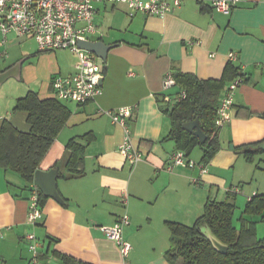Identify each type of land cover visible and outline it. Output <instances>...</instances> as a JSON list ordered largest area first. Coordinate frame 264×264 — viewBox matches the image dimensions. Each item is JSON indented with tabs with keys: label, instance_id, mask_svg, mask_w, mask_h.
<instances>
[{
	"label": "crops",
	"instance_id": "0c3cea01",
	"mask_svg": "<svg viewBox=\"0 0 264 264\" xmlns=\"http://www.w3.org/2000/svg\"><path fill=\"white\" fill-rule=\"evenodd\" d=\"M211 1L185 0L161 18L139 13L129 17L123 4L95 5L96 33L89 39L112 46L105 62L96 60L103 72L101 94L82 106L59 100L70 116L37 169L56 170L59 199L47 196L35 226L27 223L30 183L0 167V264H28L26 235L30 233L41 244L45 264H63L59 256L87 264H181L166 258L168 223L192 226L208 201L222 202L230 196L241 211L238 220L256 222V228L264 223V211L243 215L252 193L264 190L255 172L263 170L255 158L264 154V0H241L229 14L216 12ZM2 40L0 33V73L20 59L28 62L21 66L18 84L11 83L13 78L0 84V128L6 120L28 132L27 114L14 110L16 101L28 93L39 100L55 98L52 78L73 74L77 58L70 66H62L57 51L40 53L30 38L9 33L3 44ZM230 52L236 56L232 63L244 82L233 94L228 121L217 129L219 151L206 164L201 162L199 147L187 156L205 166L202 175L196 167L167 171L168 157L177 146L168 136L171 124L164 110L177 102V87L164 86L166 75L219 80ZM126 106H135L129 127L132 143L143 157L133 167L118 153L122 131L98 113ZM71 140L84 146L83 173L68 178L65 164ZM256 142H262L260 149L248 162L243 147ZM249 165L254 167L252 172ZM191 178H198V184H191ZM254 178V186L245 187ZM235 187L241 192H232ZM124 213L129 224L122 236L131 246L126 258L100 230L113 226Z\"/></svg>",
	"mask_w": 264,
	"mask_h": 264
},
{
	"label": "trees",
	"instance_id": "16d2710c",
	"mask_svg": "<svg viewBox=\"0 0 264 264\" xmlns=\"http://www.w3.org/2000/svg\"><path fill=\"white\" fill-rule=\"evenodd\" d=\"M238 77L244 78L232 62H228L225 73L219 80L203 81L190 74H173L174 86L177 87L176 97L182 92L185 97L166 108L164 113L171 124L168 136L176 142L177 150L185 152L188 156L195 147H199L202 150L203 164L215 156L220 148L218 128L215 126L220 94L226 84ZM14 110L26 112L30 129L28 132H22L10 122L3 121L0 128V167L13 171L28 183H32L42 158L67 122L70 112L58 99L39 100L33 93L18 99ZM195 119H198L199 128L205 135L203 143L181 128L183 123ZM261 143L243 147L246 161H253L254 153L260 149ZM67 151L69 155L65 164V177L81 175L84 146L71 140L67 144ZM230 197L222 202L208 201L203 214L192 226L168 223V261L173 263L179 260L181 264H264V240L256 238V222L241 217L238 220L239 229L234 227L232 218L235 205ZM47 198L38 188L40 209ZM263 211L264 193H260L247 201L243 215L257 216ZM203 225H207L212 234L227 246L225 254L215 251L202 235L200 227ZM59 258L63 264H87L64 256ZM41 259L43 260L42 252Z\"/></svg>",
	"mask_w": 264,
	"mask_h": 264
},
{
	"label": "built area",
	"instance_id": "2783aa9c",
	"mask_svg": "<svg viewBox=\"0 0 264 264\" xmlns=\"http://www.w3.org/2000/svg\"><path fill=\"white\" fill-rule=\"evenodd\" d=\"M185 0H0V33L5 36L13 33L19 39H32L40 52H55L67 50L76 55L77 61L74 72L68 76L55 75L51 80L54 97L61 101H72L78 106L93 101L101 94L103 72L93 54L78 47L80 41H89V37L96 33L94 16L97 3L123 4L127 8L128 16L143 14L146 16L164 17ZM241 0H213L211 6L221 14H229ZM192 42H189L191 44ZM230 62L235 61L233 52L227 55ZM129 75H132L129 73ZM244 82L238 77L225 88V93L217 108L215 126L221 127L228 121V111L233 104V94ZM174 85L171 74L164 79V86ZM185 97L182 92L177 101ZM135 106L121 107L113 111L98 110L99 114L109 117L110 122L122 131V139L118 145V153L126 163L133 167L143 157L141 152L132 143L129 122ZM198 169L199 175L206 172L204 165H197L187 158L185 152L176 150L167 160L166 170L174 168ZM198 178H191L193 185L198 184ZM238 194V187L232 189ZM264 193V192H263ZM260 193H252L251 197ZM248 198V201L251 199ZM127 200L123 201V205ZM42 218L38 204V187L30 183L28 198L27 223L35 226ZM129 224L126 213L119 217L110 227H100L105 236L113 241L122 258H126L131 250L130 244L124 240L122 231ZM2 232L0 230V238ZM30 258L28 264H45L41 259V244L33 233L26 235Z\"/></svg>",
	"mask_w": 264,
	"mask_h": 264
},
{
	"label": "water",
	"instance_id": "95a60500",
	"mask_svg": "<svg viewBox=\"0 0 264 264\" xmlns=\"http://www.w3.org/2000/svg\"><path fill=\"white\" fill-rule=\"evenodd\" d=\"M78 47L93 54L97 59L102 62L106 61V54L111 49V45H106L103 41H80ZM25 59H20L14 65H12L7 70L0 73V84L9 78L19 80L21 66ZM182 130L190 133L192 136L196 137L200 143L205 141V135L199 128L198 119L190 122L183 123L181 126ZM264 150V143L261 145ZM56 170L52 169L49 171L37 170L33 177V183L40 189V191L53 199L58 200V193L56 191ZM200 232L209 241L212 248L221 253L225 254L227 252V246L220 242L216 236H214L207 225L200 227Z\"/></svg>",
	"mask_w": 264,
	"mask_h": 264
},
{
	"label": "rangeland",
	"instance_id": "374dc122",
	"mask_svg": "<svg viewBox=\"0 0 264 264\" xmlns=\"http://www.w3.org/2000/svg\"><path fill=\"white\" fill-rule=\"evenodd\" d=\"M29 42H30L31 46H33L34 49L35 48L38 49L33 41H29ZM50 53H53V52H50ZM55 53L57 54L58 60H59V62H60V64L62 66H70L71 64H73L76 61V57L73 54L69 53L68 51H57ZM95 60L99 61L98 59H95ZM24 62L27 63L28 61L25 60ZM10 81H13L11 83H16V84L19 83V81H17L16 79L10 80ZM196 151H199V149L197 148ZM255 163H256V165H258V168L260 167V168L263 169L262 171H259L258 169L255 171L256 175L259 176V178L260 177L261 178L258 179V180H256L254 178V179L246 181L247 183L245 184V187L254 186V181L255 180L258 183H261V181H263V183H264V154H261L260 156H257L255 158ZM248 167L250 169V172H252L254 167L252 165H249ZM263 192H264V190L263 191H258V193H263ZM240 214H241V211H238V209L236 208L235 211H234V214H233V223H234V225L236 226L237 229H239V226H240V222L238 221V218L240 217ZM256 238L257 239L264 238V223H259L257 225ZM29 258H30V256H29ZM49 260H51V259L50 258L47 259V261H49Z\"/></svg>",
	"mask_w": 264,
	"mask_h": 264
}]
</instances>
